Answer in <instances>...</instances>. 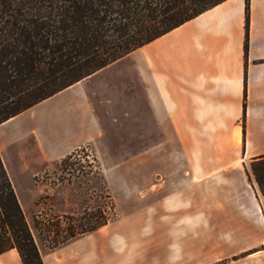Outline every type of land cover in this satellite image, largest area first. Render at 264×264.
I'll return each instance as SVG.
<instances>
[{
	"label": "crops",
	"instance_id": "1",
	"mask_svg": "<svg viewBox=\"0 0 264 264\" xmlns=\"http://www.w3.org/2000/svg\"><path fill=\"white\" fill-rule=\"evenodd\" d=\"M247 36L245 50V0H224L2 122L7 174L8 147H20L33 179L89 146L109 191L115 184L127 213L142 220L166 222L186 209L187 194L210 190L231 199L244 190L261 215L247 173L264 154V0H248ZM117 144L129 154L117 157ZM104 156L115 157L110 169ZM106 225L54 248L33 235L43 264H158L156 249L141 244L144 234L98 232ZM0 264L22 262L12 248Z\"/></svg>",
	"mask_w": 264,
	"mask_h": 264
},
{
	"label": "trees",
	"instance_id": "2",
	"mask_svg": "<svg viewBox=\"0 0 264 264\" xmlns=\"http://www.w3.org/2000/svg\"><path fill=\"white\" fill-rule=\"evenodd\" d=\"M222 1L0 0V124ZM247 33L245 0V50ZM82 148L61 165H71ZM250 170L264 199V154L250 161ZM112 217L102 209L71 216L65 228L54 226L47 247L93 232ZM12 248L22 264H43L0 157V253Z\"/></svg>",
	"mask_w": 264,
	"mask_h": 264
},
{
	"label": "rangeland",
	"instance_id": "3",
	"mask_svg": "<svg viewBox=\"0 0 264 264\" xmlns=\"http://www.w3.org/2000/svg\"><path fill=\"white\" fill-rule=\"evenodd\" d=\"M124 142L128 144V139ZM125 144H117V157L129 154ZM19 150L18 145L8 147L3 154L5 164L31 231L43 248L50 242L48 236L53 235L56 224L65 228L71 222L69 217L79 218L84 211L102 209L113 217L98 232L125 227L128 233L144 234L141 244L156 249L158 264H264V199L250 166L248 181L261 206V215L251 212L244 190L235 192L232 199L230 193L210 190L187 194L186 209L173 210L165 222L161 218L142 220L134 211L128 214L130 208L124 196L115 184L111 188L114 195L109 191L101 164L89 146L78 150L71 165L50 163L33 179L31 170L21 166ZM109 158L104 159L108 169L115 163V157ZM30 196L34 199L27 209ZM64 232L62 229L61 234Z\"/></svg>",
	"mask_w": 264,
	"mask_h": 264
}]
</instances>
